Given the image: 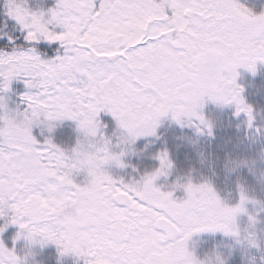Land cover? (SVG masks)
<instances>
[{
	"label": "snow or ice",
	"instance_id": "1",
	"mask_svg": "<svg viewBox=\"0 0 264 264\" xmlns=\"http://www.w3.org/2000/svg\"><path fill=\"white\" fill-rule=\"evenodd\" d=\"M25 5L5 0L23 43L0 33L10 49H0V217H7L0 233L8 224L38 230L62 255L89 257L85 264H192L184 250L191 230L238 235L230 224L244 193L234 209L207 183L189 182L178 200L150 177L139 186L114 179L103 167L105 151L85 166L33 128L51 133L67 119L100 140L106 111L135 139L155 134L168 114L211 134L192 111L209 94L235 104L251 126L237 69L255 73L264 62V14L237 0H56L47 13ZM40 41L58 42L62 54L42 58ZM17 79L24 107L10 109L6 94ZM157 159L160 170L171 166L167 151ZM81 172L82 184L74 179ZM0 264H20L3 241Z\"/></svg>",
	"mask_w": 264,
	"mask_h": 264
},
{
	"label": "rangeland",
	"instance_id": "2",
	"mask_svg": "<svg viewBox=\"0 0 264 264\" xmlns=\"http://www.w3.org/2000/svg\"><path fill=\"white\" fill-rule=\"evenodd\" d=\"M242 1V3H241ZM238 3L250 9L253 14L264 13V0H237ZM56 0H26V7L31 11H47L54 8ZM0 7L5 8V0L0 3ZM57 31L60 29L57 28ZM45 44L58 48L59 53L62 49L58 42ZM236 84L242 89L241 95L244 101L253 109V121L251 126L248 123V117L245 113L236 114L235 104H217L213 100L205 97L203 106L200 109L204 117L212 123L211 134L208 130L198 131L197 127L188 123H177L171 116L160 118L156 127L155 134L141 136L134 140L130 145H123L125 154L121 157L123 167L116 164L104 166L114 179L129 182L138 180L142 175L150 173L159 166L155 165L160 151L157 147L165 139H172L182 150L185 151L190 170L184 174L180 171H173L167 175H162L156 180L157 186H162V190H169L170 186L178 178L190 177L193 183L211 182L221 200L233 206L239 202L240 186H246L241 182L240 174L249 168L250 173L258 177L259 172L264 170V87L257 89L256 81H264V62L258 61L255 73L245 67L237 69ZM7 107L10 106L6 99ZM98 119L101 121V128L98 133L111 140L114 151H120L119 142L122 130L118 127L115 119L110 113L101 112ZM257 129L260 131L257 132ZM41 127L33 128V135L38 140H43L45 136H50L53 143L63 149L69 150L76 144L79 137L76 122L72 120H63L55 122V128L51 133L46 129L41 135ZM227 138L236 143L238 154L242 159H247L251 163L249 166H242L234 171H228L225 167L230 158H223L219 150L222 146L218 144L220 138ZM242 169H245L242 172ZM77 183H83L86 180V173L81 172L74 177ZM264 182V181H263ZM183 189L178 188L174 192L176 199L185 197ZM259 203L250 202L246 205L247 211L237 217V224L241 227H247L250 223L249 217L256 219L255 230L259 239V246L252 247L245 243L237 241L235 236L225 234L223 231H205L194 233L187 242L190 251L197 256L203 257L206 253L217 250L223 254L226 264H264V195L252 196ZM8 214H11L10 212ZM7 217H0V226H3ZM7 229L0 235H4ZM22 239V238H21ZM14 239L9 248H14L17 255L23 256L27 251V242L23 239ZM34 256L28 257L27 264H45L46 254H53L61 264H85L89 257L76 256L73 253L61 254V250L53 242H48L43 246L37 244L32 246Z\"/></svg>",
	"mask_w": 264,
	"mask_h": 264
},
{
	"label": "clouds",
	"instance_id": "3",
	"mask_svg": "<svg viewBox=\"0 0 264 264\" xmlns=\"http://www.w3.org/2000/svg\"><path fill=\"white\" fill-rule=\"evenodd\" d=\"M261 14H264V13H261ZM205 97L213 100L217 104H220V105L224 104L223 101L219 97H217L216 95H211V94L205 95L204 97H202L200 103L195 105L194 108L192 109V111L195 114H202L200 109L203 106V102H204ZM165 116H167V115H165ZM181 120L183 123L190 124V120L187 116L181 117ZM207 121L212 126V123L209 120H207ZM119 128L122 130V134L120 136V142L118 145L120 147V151L117 152V151L113 150L114 146L112 145L111 140H109L105 137H103L100 140H96L95 137L90 138L89 134L83 128H81V129L77 130L79 133V137L77 139L76 144L70 149V155L77 157L85 166H87L88 164L95 162V160L97 158V154L100 151H105L106 158L104 160L103 167L105 165L112 164V163L121 167V165H123L121 157L125 154V148L123 147V145L132 144L134 142L135 138H134V135L124 125H120ZM64 151L69 154V150L64 149ZM168 159H169V157H168ZM169 163L171 165L170 167H167L163 170H160L158 167L154 171L142 175L138 180H131L128 183H134L135 185L139 186L142 184V181L144 179H147L149 177L152 178L154 180V182L156 183V180L158 179V177H160L162 175H167L168 170L173 167L172 161L170 159H169ZM250 163L251 162L247 159H232V160H229L226 162L225 167L227 168L228 171L231 172V171H234L235 169L240 168L242 166H249ZM258 179L261 181H264V170H261L259 172ZM189 182H191L194 185H201V184L207 183L208 185H210L214 189L211 182L205 181V182H201V183H193L190 177L178 178L177 181L170 186V188H174L175 190L178 188L183 189V186L187 185ZM239 190H240V193L241 192L244 193V195L248 199L243 204V210L238 209V210L234 211L233 216H232V221L230 224V231L233 233H238V235H232V236H235L237 238L238 242L245 243L248 246L258 247L259 246V239L257 236V232L255 230V225H256L255 217L250 216V217H253V219H249L250 223L248 224L247 227H244V228H241L236 222L237 217L241 213H245L247 211L246 205L250 202V199H251L248 195V189L246 187L241 185ZM214 191H215L216 195L218 196L215 189H214ZM219 199L221 200L220 197H219ZM251 202L254 204L259 203L255 199H251ZM239 203H240V199H239V202L233 206H229L225 203L224 204L230 208L235 209ZM262 207H264V205H262ZM194 233H199V232L196 231L195 229L191 230L187 234L185 241H184V244H185L184 250L188 254V256L191 258L192 264H226L225 257L223 256V254L221 252H219L217 250H213L209 253H206L202 258L197 256L193 251H190L188 248L187 242L190 240V238L193 236ZM21 238L27 242V245H26L27 251L24 253L23 256L18 255L20 264H27L28 257H32L35 255V253L32 251L33 245L39 244V245L43 246L44 244H47L48 242H50L47 239H45V237L40 233V231L31 229V228H25L23 230H20L19 235L16 237V239H21Z\"/></svg>",
	"mask_w": 264,
	"mask_h": 264
},
{
	"label": "trees",
	"instance_id": "4",
	"mask_svg": "<svg viewBox=\"0 0 264 264\" xmlns=\"http://www.w3.org/2000/svg\"><path fill=\"white\" fill-rule=\"evenodd\" d=\"M4 0H0L2 3ZM0 33H8L13 37H18L19 39L16 40L17 44H22V33L19 31L18 26L16 25L15 21L11 20L6 15V10L0 7ZM7 40L6 37L0 39V49L3 50H10L9 47H6ZM37 48L38 54L41 55L44 59H50L56 56L59 53L58 48L49 46L45 44V42L40 41L38 44L35 45ZM256 88L260 89L264 87V81L258 80L256 81ZM26 91L23 80L17 79L14 80L11 84V91L6 94V99L9 100L10 106L14 109L17 108V105L20 106V109L24 107L21 96ZM218 144H221L222 151L219 150L220 155L223 158H230L232 159H242L238 154V149L236 147V143L233 140H229L227 138H220ZM157 151L164 152L167 151L169 159L172 161L173 167L169 169V173L173 174V171H180L184 174L188 173L190 170L189 163L186 159L185 151L180 148L172 139H165L161 144L156 148ZM155 165L160 166V161H156ZM246 169L245 172H243ZM242 169V174H240L241 182L246 184V188L248 189V193L250 195L262 196L264 195V182L259 180L258 177H255L252 173H250L249 168ZM11 215V214H8ZM7 231L4 235H0V241H3L6 246H11L13 240L16 237V234L20 231L18 225L8 224ZM23 239H21L22 241ZM45 264H61L59 261L56 260L53 254H46Z\"/></svg>",
	"mask_w": 264,
	"mask_h": 264
},
{
	"label": "flooded vegetation",
	"instance_id": "5",
	"mask_svg": "<svg viewBox=\"0 0 264 264\" xmlns=\"http://www.w3.org/2000/svg\"><path fill=\"white\" fill-rule=\"evenodd\" d=\"M241 3H242V1H241Z\"/></svg>",
	"mask_w": 264,
	"mask_h": 264
}]
</instances>
